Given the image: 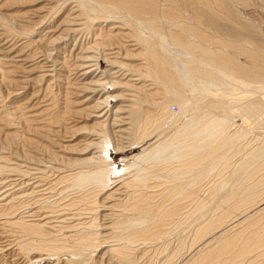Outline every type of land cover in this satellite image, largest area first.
Returning <instances> with one entry per match:
<instances>
[{
  "label": "bare ground",
  "instance_id": "6f19581e",
  "mask_svg": "<svg viewBox=\"0 0 264 264\" xmlns=\"http://www.w3.org/2000/svg\"><path fill=\"white\" fill-rule=\"evenodd\" d=\"M19 1L31 0L0 4ZM40 4L0 14V85L47 93L57 71H74L68 86L79 110L66 98L61 120L43 123L52 129L71 112L86 124L65 127L68 142L83 137L71 159L26 137L34 119L21 105H2L1 125L13 132L0 147V255L23 264L61 255L71 259L54 264H152L155 245L191 221L187 248L172 246L161 264H264V141L241 143L247 121L262 117L264 125V45L224 22L219 10L238 18L231 0ZM14 27L25 40L18 52L5 41ZM239 45L253 47L246 63L227 53ZM17 69L38 73L17 82L8 76ZM17 91H0V102ZM142 144L120 169L112 165L110 153Z\"/></svg>",
  "mask_w": 264,
  "mask_h": 264
},
{
  "label": "rangeland",
  "instance_id": "374dc122",
  "mask_svg": "<svg viewBox=\"0 0 264 264\" xmlns=\"http://www.w3.org/2000/svg\"><path fill=\"white\" fill-rule=\"evenodd\" d=\"M0 1H3V0H0ZM20 2L21 1L16 2V4H15V2L14 3L10 2V3H6V5L5 4L2 5V3H1L0 4V8H1L0 9V14L2 13L3 15H6V16L15 15V14H17L20 11L21 12L28 11L31 8V6H33L34 4H36L37 7L40 4V0L38 1V3L35 2L34 0L26 1L25 3L24 2L20 3ZM231 2H232V10H233V12H236L238 14V18L236 20L232 19V17L230 15L227 16V12L219 10L218 13L221 14V16H223L222 19L224 20V22L225 23L228 22V24L240 28L244 33H246L248 35L252 34V36H254L255 38L257 37L258 39H261L262 40V45H264V0H231ZM17 3H19V4H17ZM14 17H16V16H14ZM56 17L54 18V20H57V18L59 19V17H61V16H58L57 18ZM233 20H235V22ZM167 25L168 24L164 25L165 27L163 26V29L165 28L164 30H167V28L169 29V26H167ZM14 28H15L14 30H16L18 32L20 31L19 32L20 34L15 31V33H14L15 35H13L12 37L11 36H7L5 41L6 40L9 41V45L10 44H14V50L16 52H18L17 50H19L21 47L23 48L22 45H25V44H23V43H25V40L20 39V38H22L21 34H22L23 31L21 32V30H19V28H16V27H14ZM44 28H46V26ZM170 28L171 29L173 28L172 31L174 30V32L179 31L178 30L179 27L175 28V27L171 26ZM46 30L47 29H43L42 30L43 32L40 31L41 32L40 35H42V34L44 35V32ZM183 34H184V32H183ZM16 37H19V38H16ZM226 39H228L227 43L232 41L231 38L227 37ZM72 44H73V42H71L68 47L71 48ZM239 48L241 49V52L239 51L240 53L236 52L235 50H237V49H234L231 46L230 47H226V50H227V53L231 57H233L234 59H237L240 62H243V63L245 62L246 63L249 60V58L247 57L249 55V53H253L252 52L253 47L249 46V49H246V48H248L247 46L245 47V45L244 46L243 45H239ZM26 50H27V48H26ZM65 57H67V55ZM67 60L69 61L67 64H69L71 66L73 60L70 59V58L67 59ZM28 65H26V66H28ZM21 71H23V70H21ZM21 71H19L18 69H17V71L13 70L12 71L13 73L11 72V73H8L9 75L8 74L7 75L10 76V79L12 78V79H14V81L18 82L20 80L23 81V79L21 78L22 76L30 75L29 77H34L38 73L37 72L38 69H37V71H31L29 73L25 72V75L21 74L20 73ZM73 72H70L71 75L68 76V74H66L64 72H63L64 73L63 74V73H60L59 71H57V73H56L57 75H55L56 76V81L50 87L52 92H47V93L41 92L39 90L40 86H38V85L24 86V90L25 91L24 90L23 91L19 90V87H17V85H15V84H12V85H8L7 84L9 87L7 85H5V84L4 85L3 84L0 85V91L2 92V95H4V96H7L6 94L8 93V91L11 94V93H14V91L18 90L17 92L19 94V95H13L12 94V96H10V99L8 101H6L5 103L4 102L3 103L0 102L1 103L0 104V115L2 114V111H4L3 110L4 109L3 106L21 105L22 108H24L23 111L25 113H27V116H31L32 120L34 119L33 123H30V125H31L30 132H27V136L26 137H28L29 139H32L34 141V143H37L38 147H43L45 150H48L50 152H55L59 156H63V157L71 158V159H74V158L77 157L76 155H72V154L78 152V150H80V148H81V146H79L80 147L79 148V147H74L73 145L78 143L83 137L81 135L75 136V139H73L71 142H68L69 138H64V137L71 136L72 133L68 129H65V127L66 128H70L71 126H74L75 128L76 127L79 128V127L85 125L86 122L85 121L83 122V118L81 116H74V114H72L70 112L69 114L64 115V117H66L65 118L66 121L64 122V124L55 123V124L52 125L54 128L51 129L49 126H46L45 123H43V121L45 122V120H43V119H45L46 117L57 118V119L59 118L58 120L60 121L61 117L63 116L62 113H63V109H64L63 107H64V104H65L66 98H68L69 101H70L69 108L72 111H75L76 109L79 110V104H80L79 101L80 100H78V97H77V95L75 94V92L73 90V89H75V86L74 85H72V86L69 85L68 86V83H70V84L72 83L73 84V82H74L73 79H74V74L75 73H73ZM64 76L65 77L67 76V79L68 78L71 79L70 81L68 79L67 80L68 82L66 81L67 84L64 82L65 80L61 79ZM70 77H73V78H70ZM66 88H67V91L65 90ZM65 92L68 93L67 97H66ZM207 102L208 101H206V103ZM49 104L51 106L47 107ZM170 110H171V112L176 113L177 112V105L175 103H172V105H170ZM263 120H264V118H263ZM76 122H78V123H76ZM262 123H263L262 117L251 119L249 122L247 121V125L249 126V128L247 129V133H245V135L243 137L244 139L242 138L241 143L245 144V143H247L249 141L254 142L256 137L261 138V140L259 141V144L262 143L264 141V133H263L264 132V130H263L264 128H260V127L264 126V125H262ZM164 124L165 123L163 122L162 126ZM87 125H88V123H87ZM44 127H46V128H44ZM163 127H166V126L164 125ZM7 128H9V127H4V125H1V122H0V147H1L2 142H4L3 141V139H4L3 135L5 133L13 132V130H10L11 127H10L9 130ZM46 130H49V131H46ZM52 130L53 131H58L59 130V132H58V134L57 133H53ZM155 134L157 135L158 131H155ZM155 134L153 133V136L148 140V142L146 141L145 145H148L149 142L151 143V141L153 142V139L156 137ZM47 142H49L51 144H48ZM142 145L141 146L140 145H136V146H133V147H129V149H127L126 152L121 153V154L120 153H116V154L110 153L111 154L110 157H111L112 165H114L115 167L120 169L121 168V164L120 163H121L122 159L124 157H126V156H130L132 154H136V153L142 151L143 147L145 146V145H143V146ZM58 146L59 147L60 146H66L67 150L66 151L64 150V152H62L60 149L57 148ZM27 151H28V149H27ZM67 151L69 152V154H67ZM65 152H66V154H65ZM236 157H237V159L235 158V160L239 161L240 158H241V155H237ZM230 171H231V169H229L225 173L226 174L228 172L230 173ZM229 173L227 175L224 174V177L228 176ZM212 179H211V181H215L216 180L215 182L219 183L220 180H217V179H222V177H219V178L217 177L216 179L215 178H212ZM53 193H54V191H53ZM55 197H57V196H55ZM190 223H191V221H189L188 223L186 222L185 225L183 224V226H180L179 228H174V229L170 230L168 232L167 236H166V239L164 240V244L162 245L160 243V244L155 245V247H154L155 249L153 250L152 253L153 254L155 253L156 255H154V261H153L152 264H161V263H163L164 259L166 258V255L168 253L172 252V250H171L172 246H173V248H175L179 242H184L186 244L185 246L187 248L188 242H189V239H190V235H191L190 227H189ZM4 241H5L4 237H0V245L3 244L2 242H4ZM167 246H169V247H167ZM167 248H170V249L166 250ZM187 250L188 249L183 250V253L185 255L187 254ZM164 251H166V252H164ZM163 254H164V256H162ZM176 256L174 258L175 259L174 260L175 263H176L177 258H178V255H176ZM65 259H71V257L67 256V255H61V256H59L57 258V260H56V258H51V259L43 261L42 263L43 264H54V262H56V261L62 262ZM22 260H24V258H22V256H12V255L4 256V255H0V264H23L24 261H22Z\"/></svg>",
  "mask_w": 264,
  "mask_h": 264
}]
</instances>
